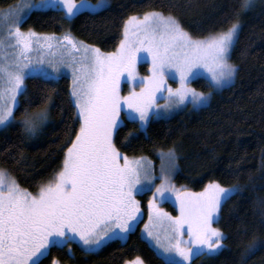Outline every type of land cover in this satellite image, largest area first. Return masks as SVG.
<instances>
[{"label": "snow or ice", "instance_id": "obj_1", "mask_svg": "<svg viewBox=\"0 0 264 264\" xmlns=\"http://www.w3.org/2000/svg\"><path fill=\"white\" fill-rule=\"evenodd\" d=\"M40 3L59 6L68 17L85 7L104 6V0L91 6L86 0ZM31 6H17L10 22L7 17L0 20L7 22V30L0 31V127L16 120L14 108L18 95L26 91L25 77L47 59L55 72L61 66L71 69L70 96L79 129L65 148L62 166L40 183L35 194L22 188L6 169H0V264H41L53 246L67 245L71 252L70 242L77 237L84 251L91 252L104 243V237L123 239L133 229L140 212L135 193L143 190V181L154 177L141 158L130 159L120 152L114 134L125 117L145 128L150 119L161 115L157 93L165 99V110L185 101L194 106L205 104L208 96L189 85L200 68L210 74L209 87L232 82L238 68L231 62L230 52L239 40L241 13L250 10L254 0H239L226 26L202 37L190 34L170 13L151 10L130 16L124 22L117 50L110 53L76 41L67 33L56 36L22 31L21 14ZM141 50L151 56V75L137 81L136 61ZM76 53H80L79 58ZM124 73L133 85L127 95H121L120 89ZM176 76L179 86L173 88L166 77ZM45 119L46 109L36 113L25 109L21 120L24 133L35 135ZM160 156L161 183L155 185L154 199L148 201L152 224L146 223L145 229L163 250L166 264H190L194 257L211 255L222 246L224 234L213 223L222 205L240 188L212 180L200 192L182 191L171 183L175 150L162 151ZM169 191L176 194L177 216L155 202L157 194L166 198ZM261 246L253 242L245 253L251 255ZM51 264L60 262L53 258ZM130 264L143 261L136 257Z\"/></svg>", "mask_w": 264, "mask_h": 264}, {"label": "trees", "instance_id": "obj_2", "mask_svg": "<svg viewBox=\"0 0 264 264\" xmlns=\"http://www.w3.org/2000/svg\"><path fill=\"white\" fill-rule=\"evenodd\" d=\"M18 1L0 0V10ZM238 6L239 0H111L100 11L80 12L72 19L59 9L35 10L22 27L42 33L70 32L110 52L118 47L130 16L151 10L170 13L190 34L202 37L226 26ZM240 19L239 40L230 55L238 68L233 84L214 92L206 106L152 119L146 130L125 119L114 136L122 154L147 156L156 165L161 151L175 149L177 186L200 191L212 180L239 186L240 191L222 205L216 222L224 233L223 250L214 256H196L191 264H264V246L251 255L245 253L253 242L264 245V0L241 13ZM193 84L204 92L212 90L205 79ZM71 86L67 76L28 77L14 112L16 120L0 129V169L33 194L62 166L65 148L79 129ZM25 109L47 111V119L32 136L22 129ZM70 243L71 252L67 245L51 247L41 264H51L53 258L60 264H127L136 257L145 264H166L142 237L139 226L125 241L113 240L95 252Z\"/></svg>", "mask_w": 264, "mask_h": 264}, {"label": "rangeland", "instance_id": "obj_3", "mask_svg": "<svg viewBox=\"0 0 264 264\" xmlns=\"http://www.w3.org/2000/svg\"><path fill=\"white\" fill-rule=\"evenodd\" d=\"M110 2H111V0H104V6L103 7H100V8L85 7V8H82L81 10L77 11L76 14L73 15L72 17H68V16H66V17L68 19H72L73 17H75L80 12H84V11L97 12V11H100V10L106 8L110 4ZM86 3L89 6L96 5L98 3V0L97 1L86 0ZM258 3H260V0H254V6L251 9H254L255 6ZM22 4H30V5H32L31 7H25L24 10H23V12H22V14H21L22 15V23H21L20 26H21V30L22 31L27 32L28 30H31V31L37 33L38 35H53L54 34L56 36H62V35H64V34L67 33V34H70L76 41L83 42L84 44H87V45H90V46L92 45V44H89V43L85 42L84 40H82L81 38L75 36L74 34H72L70 32H65V33H62V34H55V33H42V32L35 31L33 29H24L22 27V24L25 21V19L33 11H35V10H47V9H59V10H62L59 6H52L51 4L49 6H44V5H42L40 3V0H20L17 3H15L14 5L0 10V20H4V18L7 17V22H10V20L12 18L10 14L11 13H14L16 11V9H17V6L22 5ZM62 11L66 15L65 11L64 10H62ZM7 22L0 23V31H6L7 30ZM242 24L243 23L241 21V25ZM95 47H97V46H95ZM100 50L102 52H104V53H110V52H115L117 50V48L115 50H113V51H110V52L103 51L102 49H100ZM76 55H77V58H79L80 53H76ZM230 55H231V52H230ZM137 56H138L137 61H136V73H137V75H136L135 79L137 81H139L141 78L151 75L152 60H151V56L145 50H141L137 54ZM37 59H38V57L35 56V54H34L33 55V60L36 61ZM41 68L43 70H40ZM170 71L174 72L175 70L174 69H171ZM31 76H41V77L46 78V79H59L62 76H67V77L70 78L71 83H72L71 69H69V68H67L65 66H61L59 72H55L47 64V59H45V62H44L43 65L37 64V70L33 71L32 73H30L28 76L25 77L24 87H25V84H26V79L28 77H31ZM166 79H167V83L169 85H171L173 88H176V87L179 86V78H178V76H176V77H166ZM198 79H205V80H207L209 82L210 81V74L207 72L206 69L200 68L199 71L197 72V74L195 76H193L191 78V80L189 81L190 87L196 89L199 92H203V93H205L208 96L207 102L205 104L199 105V106H194L192 103H190L188 101H185L183 104L174 105L171 108H168V109L165 110L164 107H163L165 105V99L162 98V97H160V93H157L158 99L156 100V103L161 106V108L158 111H160L162 114L159 115V116L153 117L152 119L170 118V117H172V116H174V115H176V114H178V113H180V112H182L184 110H187V109L195 110V109H199V108H201L203 106L208 105L209 102L211 101V98H212L213 93L214 92H218V91L222 90L223 88H225V87L230 86L231 84H233L235 82L236 75H235L234 79L232 80V82L226 83V84H224L221 87H212V90L209 91V92H204L203 90L197 88L193 84V82L196 81V80H198ZM132 87H133V85L127 80V74L124 73L121 76V81H120L121 95H127V93L131 90ZM136 90L139 91V87L138 86L136 87ZM20 95H18V97H17L18 103H17V105L14 108V112H15L16 108L19 105ZM166 95L167 94L165 93V96ZM125 111H128V110L125 109ZM125 119H128V118L125 117L124 120ZM152 119H150L148 121V123L145 126V128H142L143 130H146L149 122ZM128 120H130V119H128ZM2 128H5V127H0V129H2ZM114 136H115V134H114ZM167 151L168 150H165L163 152H167ZM175 152H176V150H175ZM160 153H159L160 163L158 165H156V163H155V161L153 159H151L150 157H147V156H139V157H130V156H128L130 159H132V158H141L143 166L152 172L154 179L151 180V181H143V183L145 185L144 188H143V190L135 193L136 200H138L140 202V204H139L140 212L138 214L137 222L135 223L133 229L131 231H129L125 235V237L123 239H121V238L108 239L107 237H104V243L98 249H96L94 251H91V252H95V251L101 250L106 244L110 243L113 240L119 239V240L125 241L126 238H127V236H128V234L130 232L136 230L137 227L139 226L140 233H141L142 237L145 240H147L148 243L155 249V251L163 258V256L161 255V253H162L163 250L160 249L155 244L154 237L148 236V230L145 229V224L146 223L149 224V225L152 224V221L149 220V204H148V201L151 200V199H154L153 193L156 191L155 185H158V184L161 183L160 175H161L162 160H161ZM176 156H177V152H176ZM163 163L166 164V161H164ZM177 168L178 167H177V160H176V168L171 172V183L174 184L177 189H180L182 191L183 190H188V191H191V192H200V191H202V190H200V191H194V190H189V189H185L183 187L177 186L175 184V182H174V177H175V174L177 172ZM155 202H156L157 207H159L160 209H163V211H165L167 213H170L172 216L179 215V205H178V203L176 201V194L174 192H171V191L167 192L166 193V198H161L159 196V194H157V196L155 197ZM166 203H168L169 205H165ZM219 216H220V212L218 214V217H217L216 221H214V223H213V226L214 227H218V226H216V222L218 221ZM155 231H156V229H153V232L154 233H155ZM73 242H76L81 247H83L82 242L79 241V238L78 237ZM224 246H225V244H224V238H223L222 246L215 253H213L211 255H204V256L207 257V256L217 255V254H219L223 250ZM130 262L131 261L127 262V264H130ZM143 264H145V263L143 262ZM190 264H191V261H190Z\"/></svg>", "mask_w": 264, "mask_h": 264}]
</instances>
